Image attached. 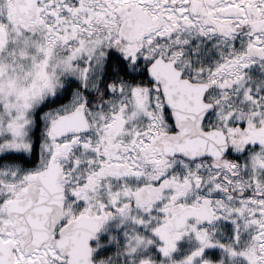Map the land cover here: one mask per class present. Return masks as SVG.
<instances>
[{
    "label": "snow or ice",
    "instance_id": "1",
    "mask_svg": "<svg viewBox=\"0 0 264 264\" xmlns=\"http://www.w3.org/2000/svg\"><path fill=\"white\" fill-rule=\"evenodd\" d=\"M0 264H264V0H0Z\"/></svg>",
    "mask_w": 264,
    "mask_h": 264
}]
</instances>
